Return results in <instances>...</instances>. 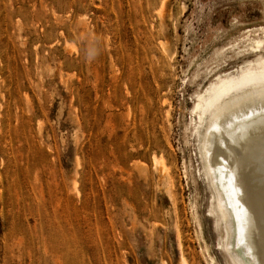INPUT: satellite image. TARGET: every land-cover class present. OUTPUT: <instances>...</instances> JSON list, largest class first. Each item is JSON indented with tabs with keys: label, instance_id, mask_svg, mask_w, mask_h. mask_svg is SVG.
<instances>
[{
	"label": "rangeland",
	"instance_id": "1",
	"mask_svg": "<svg viewBox=\"0 0 264 264\" xmlns=\"http://www.w3.org/2000/svg\"><path fill=\"white\" fill-rule=\"evenodd\" d=\"M263 62L264 0H0V264H229L193 108Z\"/></svg>",
	"mask_w": 264,
	"mask_h": 264
},
{
	"label": "bare ground",
	"instance_id": "2",
	"mask_svg": "<svg viewBox=\"0 0 264 264\" xmlns=\"http://www.w3.org/2000/svg\"><path fill=\"white\" fill-rule=\"evenodd\" d=\"M167 47L161 48L170 54ZM193 112L204 170L215 191L214 216L224 229L220 245L226 260L264 264V62L260 70L241 68L217 77L198 95ZM153 162L172 197L169 158L161 153Z\"/></svg>",
	"mask_w": 264,
	"mask_h": 264
}]
</instances>
